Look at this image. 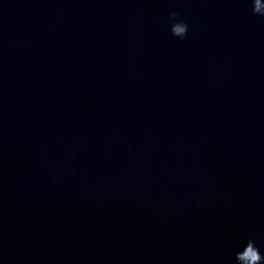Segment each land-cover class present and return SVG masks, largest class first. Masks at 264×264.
Returning a JSON list of instances; mask_svg holds the SVG:
<instances>
[{"label":"water","instance_id":"95a60500","mask_svg":"<svg viewBox=\"0 0 264 264\" xmlns=\"http://www.w3.org/2000/svg\"><path fill=\"white\" fill-rule=\"evenodd\" d=\"M255 7L0 0V264L264 256Z\"/></svg>","mask_w":264,"mask_h":264},{"label":"clouds","instance_id":"9594fccd","mask_svg":"<svg viewBox=\"0 0 264 264\" xmlns=\"http://www.w3.org/2000/svg\"><path fill=\"white\" fill-rule=\"evenodd\" d=\"M255 4L256 7L253 10L257 13L264 14V3H261L260 0H255ZM177 16L178 13L175 11L170 13V31L175 37L183 39L188 31V24L184 20H179V26H175L177 23ZM247 247L249 248V251L247 252L243 264H260V262L264 260V256H261L259 250L254 247L253 242L249 241Z\"/></svg>","mask_w":264,"mask_h":264}]
</instances>
